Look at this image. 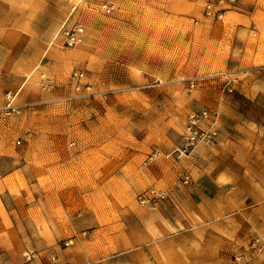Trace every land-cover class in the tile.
Here are the masks:
<instances>
[{"label":"rangeland","instance_id":"rangeland-1","mask_svg":"<svg viewBox=\"0 0 264 264\" xmlns=\"http://www.w3.org/2000/svg\"><path fill=\"white\" fill-rule=\"evenodd\" d=\"M27 7L33 41L8 71L0 57V214L21 217L25 257L45 256V246H86L89 230L80 229L94 213L158 210L188 114L220 115L232 92L227 80L235 79L232 90L264 88V0H30ZM76 23L84 39L69 49L62 33ZM74 71L84 73L80 92ZM9 93L18 115L1 114ZM150 190L165 195L155 208L140 202ZM255 239L264 260V237L250 246Z\"/></svg>","mask_w":264,"mask_h":264},{"label":"crops","instance_id":"crops-1","mask_svg":"<svg viewBox=\"0 0 264 264\" xmlns=\"http://www.w3.org/2000/svg\"><path fill=\"white\" fill-rule=\"evenodd\" d=\"M29 1L0 0V57L6 71L33 41L37 24L28 19ZM167 166L168 198L158 210L89 215L80 229L89 230L86 246L52 252L45 246V256L25 257L21 217L5 211L0 264H264L250 246L256 236L264 237V88L232 90L222 100L215 144L199 146ZM158 175L161 180L160 170ZM184 175L187 184L181 182ZM114 244L120 250L116 255Z\"/></svg>","mask_w":264,"mask_h":264},{"label":"built area","instance_id":"built-area-1","mask_svg":"<svg viewBox=\"0 0 264 264\" xmlns=\"http://www.w3.org/2000/svg\"><path fill=\"white\" fill-rule=\"evenodd\" d=\"M209 8V6H208ZM62 44L64 47L72 49L80 45L84 39V28L80 23L74 24L70 29L63 31ZM84 73L82 71H74L71 73V80L74 84L75 92L83 90ZM235 79L227 80L226 90L231 92L230 84L234 83ZM193 87V83L190 84ZM15 95L9 93L5 106L1 109V114L4 116L18 115L20 106L14 103ZM218 124L219 114L216 111L201 109L192 111L188 114L184 130L180 137L179 146L170 154L174 158L180 159L187 157L193 153V151L199 147L213 146L218 138ZM73 144H71L72 146ZM183 184L189 182V176L184 175L181 179ZM163 193H158L154 190H150L146 195L142 196L140 202L142 204H148L152 208L157 206V200L164 199ZM85 235V232L82 233ZM74 237L66 240L63 244L65 247L72 245ZM259 239H255L252 243V247H256ZM51 261L56 262L57 257L52 255Z\"/></svg>","mask_w":264,"mask_h":264},{"label":"bare ground","instance_id":"bare-ground-1","mask_svg":"<svg viewBox=\"0 0 264 264\" xmlns=\"http://www.w3.org/2000/svg\"><path fill=\"white\" fill-rule=\"evenodd\" d=\"M4 1H11V0H4ZM56 39V38H55ZM57 42V39L55 40Z\"/></svg>","mask_w":264,"mask_h":264}]
</instances>
